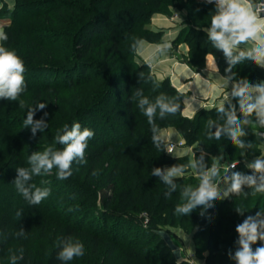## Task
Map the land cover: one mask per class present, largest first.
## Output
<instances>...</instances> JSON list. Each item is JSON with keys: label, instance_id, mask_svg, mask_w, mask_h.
Returning a JSON list of instances; mask_svg holds the SVG:
<instances>
[{"label": "trees", "instance_id": "obj_1", "mask_svg": "<svg viewBox=\"0 0 264 264\" xmlns=\"http://www.w3.org/2000/svg\"><path fill=\"white\" fill-rule=\"evenodd\" d=\"M172 7L185 9L188 14L173 48L186 43L189 51L183 61L199 73L206 68V54L212 52L224 75L227 65L223 54L206 43L207 37L202 30L209 26V14L214 11V4H206L203 0H16L13 10L0 13L10 18L4 27L9 36L4 46L17 52L25 62V77L36 81L27 84L23 93L26 94L27 109L37 101L46 103V108L35 114L43 115L52 108L53 100L61 101V92H82L83 102L71 110L70 118L63 124L71 127L79 122L82 129L86 127L95 133L86 150L87 164L74 162L72 165L78 180H64V188L73 198L79 199L77 206L83 210L75 217L69 215L63 219L57 242L69 235L74 238L83 235L94 255L104 247L108 257L119 252L123 257L121 264H153L154 261L176 264L177 258L161 236V229L170 226L187 233L197 229L196 238L203 233L207 235L209 254L206 264H235L228 252L234 253L237 247L236 225L247 215H255L259 208H264V195L218 201L204 217L199 215V208L190 216L174 215V207L180 202L179 194L166 197V186L151 176V169L186 164L189 158L185 156L178 160L166 151H159L151 141L147 118L137 104L131 102L137 88L150 99L161 92L169 96L181 94L169 78H155L144 62L139 63L137 53L130 47L137 38L159 43L163 32L150 28L152 16L155 13L170 15ZM20 11L22 16L14 19L13 15ZM54 19L57 21L53 22ZM37 22L44 26L35 27ZM62 26L70 35V48L65 56H56L51 48L44 47L47 45L45 39H55L59 35L55 29ZM21 34L24 35V49L19 51L16 40ZM234 71L239 78H247L250 82L264 80V69L251 63L240 65ZM140 72L145 77L141 81ZM150 75L160 87L154 89L152 81L147 79ZM3 101L6 100H0ZM211 109L198 111L191 120L178 113L164 120L157 119V123L182 132L187 146L201 143L199 147L209 154L206 160L224 150L226 157L240 161L235 170L250 174L244 167L241 150L235 149L227 140L209 141L205 137L207 119L216 117L214 107ZM25 118L20 114L0 113V130L10 134L11 127L23 125ZM255 139L249 130L246 140L254 142ZM196 155H200L199 151ZM252 158L250 152L248 159ZM178 183L196 186L198 179L189 175ZM235 206L245 207L249 212L239 216ZM91 217L93 219L85 226ZM209 223L210 227L205 231ZM11 226L7 213H2L0 236H9ZM57 242L45 260H37L32 253L24 252V259L18 264H62L57 260ZM258 246L260 242L253 248ZM3 247L0 245V252ZM189 262L184 260V264Z\"/></svg>", "mask_w": 264, "mask_h": 264}, {"label": "clouds", "instance_id": "obj_2", "mask_svg": "<svg viewBox=\"0 0 264 264\" xmlns=\"http://www.w3.org/2000/svg\"><path fill=\"white\" fill-rule=\"evenodd\" d=\"M206 4H214V11L210 12L209 26L202 30L206 34L207 41L212 49L222 52L227 67L224 75L220 74L216 63V57L212 52L205 56L208 71L214 74L216 87L221 95L214 104L216 117H209L206 121L204 135L209 141L227 140L235 149L241 150L244 158V167L250 170V174L238 171L239 160H226V153L219 151L218 155L210 156L201 149L180 148L179 145L187 143L182 132L175 128H164L157 123V119L164 120L169 116L180 113L191 120L197 108L193 106L195 96H187L183 93L169 96L165 92L156 95L154 99L146 96L142 89L137 88L131 96V102L136 103L140 112L147 118L151 129V141L159 151H166L172 157L180 160L183 156L191 154L186 164L177 163L165 167H153L151 176L158 178L167 191L166 197L174 193L179 194L180 202L174 207V215L190 216L197 208L199 215L204 217L207 210L215 206L216 202L232 197H257L264 195V80L250 82L247 78H239L234 69L245 63H251L264 69V0H203ZM199 11V9H197ZM176 13V12H175ZM176 19H182L176 13ZM9 39L8 34L0 27V100L16 102L25 107V102L20 100L21 95L27 89L25 79L26 66L24 60L15 50L4 46ZM148 45L150 51L144 60V65L151 69L157 62H163L161 58L169 57L173 43L166 34L159 43L148 44L143 38L134 39L130 45L134 53L143 54ZM139 80L145 79L144 73L140 72ZM154 84V89L160 87L159 82L147 78ZM201 97L209 88V81L200 75L199 84H195ZM190 87V85H189ZM181 100L183 109L181 110ZM200 107L204 108L202 101ZM46 103L35 102L28 107L23 128L30 129L32 136L37 132H45L48 122L44 117L34 119L38 110H43ZM212 110V109H206ZM249 130L255 136V141H248L246 137ZM95 133L89 128L81 127L75 122L69 127L65 124L57 129L53 144L44 148L43 151H35L28 156V167H17L16 177L12 182L17 192L31 206H37L51 194L48 187H40L32 183L35 176H47L56 170L59 180H66L73 174L72 165H86V150L89 141ZM173 137L176 141L173 142ZM184 137V138H182ZM56 145L63 146L57 148ZM223 148V147H221ZM220 148V149H221ZM200 155L197 157L196 152ZM252 153L253 158L248 159ZM259 155H255V153ZM211 160V163H209ZM189 170L198 179L196 186L178 183ZM95 171L93 175H95ZM50 183L42 180L41 184ZM248 191H245V189ZM69 208L68 211H73ZM235 212L244 216L249 212L245 207L235 206ZM23 210H17L16 217L20 220ZM238 238L234 253L229 250L228 256L235 264H264V208H259L255 215H247L235 228ZM17 238L27 237V232L20 227L15 233ZM186 242L190 246L189 236ZM260 242V246L253 248ZM59 251L57 260L62 264L85 255V245L79 239L69 235L57 242ZM11 251V250H10ZM19 254L12 252L8 257L9 264H18L24 259V249H18ZM176 264H184V258L177 259ZM189 264H200V261L191 258Z\"/></svg>", "mask_w": 264, "mask_h": 264}, {"label": "rangeland", "instance_id": "obj_3", "mask_svg": "<svg viewBox=\"0 0 264 264\" xmlns=\"http://www.w3.org/2000/svg\"><path fill=\"white\" fill-rule=\"evenodd\" d=\"M7 9V5H4L0 10V13H3V10ZM20 12L13 15V18L17 19L21 17L23 12ZM55 21H57V19L53 20V22ZM124 24H126V22ZM42 26L44 25L40 22L35 23V27L37 28H41ZM54 26L55 25L53 24L52 27L54 28ZM55 30H58L59 35L55 39L46 38L45 43L48 46L46 45L44 47L51 48L55 52L56 56H65L69 52L70 48V35L66 33L65 26L59 27ZM35 36H39V34H36ZM23 37L24 35L21 34V36H19L16 40V48H19V51L24 49ZM138 61L141 63L140 60ZM25 79L27 84L31 85L36 83V81L29 80L27 77H25ZM25 96L26 94L21 95L20 100L24 101ZM82 96V92L78 94L61 92V101L53 100L54 102L52 104V108L47 110V117H44V114L35 115V119L44 117L48 122V129H46L43 133L38 131L35 136H32L30 129H22L23 125L19 126L18 124L13 125L10 131L8 130L10 134L0 130V215L4 212L7 213L12 225L9 236H0V245H4L0 252V264H9L8 257L12 254V252H16L18 255L19 248H23L24 252L32 253L37 260H45L50 249L57 242L60 223H63V219L69 215L75 217L83 210L82 207L77 206L79 199L73 198L68 189L64 188V180L57 179L55 169H53L52 174L47 176H35L31 181L37 186L48 187L51 189L50 196L37 206L29 205L17 192L14 184L12 183L17 175L15 169L17 167L29 166L27 163L29 155L35 151H43L44 148L53 144L57 129L62 128L64 125L63 123L70 118L71 110L75 108L77 104L83 102ZM27 110L26 106L23 108L19 106V100L16 102H0L1 114H20L21 116H26ZM56 147L62 148L63 146L56 145ZM74 168L75 166L72 170ZM84 178L85 177H83V179ZM70 179L74 181L78 180L75 174H73ZM42 180H47L50 183L41 184ZM69 208H74V210L70 212L68 211ZM17 210H23V216L20 220L16 217ZM92 219L93 217H91L89 221L87 220L85 222V226L89 225V222ZM109 223L110 221L108 222V225H110ZM210 224L211 223L208 224L205 231H208ZM20 227H23V229L27 232L26 238H17L15 236V233ZM177 230L182 231V234L187 235V237L189 236V239L193 241L195 245V252L192 256L195 255V258L200 261V264H206L205 260L209 254L206 247L207 235L203 233V235H198L196 238L197 229L191 233H187L181 228H177ZM160 234L163 238H179V235L176 234V230L170 226L163 227ZM77 239L84 243L85 255L83 257L75 258L74 260L68 262V264H121L123 261V257L119 254V252L108 257L107 250L104 247H100L98 253L94 255L92 253V249L85 242V236L81 235ZM151 246L152 245H150V247ZM187 260L190 261L191 259L187 257ZM153 264L163 263L160 261H154Z\"/></svg>", "mask_w": 264, "mask_h": 264}, {"label": "crops", "instance_id": "obj_4", "mask_svg": "<svg viewBox=\"0 0 264 264\" xmlns=\"http://www.w3.org/2000/svg\"><path fill=\"white\" fill-rule=\"evenodd\" d=\"M4 5H7L9 10H13L15 7V0H0V10ZM175 12L179 13L183 22L176 19ZM187 16L188 14L185 9L172 7L170 15L155 13L152 16L150 28L153 31H162L163 36L167 34L173 43L178 38L182 29L184 28L185 26L184 22L187 20ZM9 21L10 20L8 17H4L0 15V27L4 29L5 25H7ZM148 44L150 45L155 43L148 42ZM149 51L150 49L148 45H146L143 54L137 53L138 59L144 62ZM188 51H189L188 45L186 43H181L177 47V49L174 48L172 49V52L169 57L161 58L163 62L162 63L157 62L151 68V72L158 80H164L165 78H169L171 83L176 87V89L179 92L187 96H195L196 100L193 101V106L197 108V112L202 109H211L214 107V104L217 102V98L221 95L220 90L216 87L214 74L208 71L207 67L204 69L202 73L194 71L186 62L183 61V57L188 54ZM200 75L203 78L207 79L210 85L207 92H205L202 97L195 85V84H199ZM199 101H202V105L204 106V108L200 107ZM168 128H174V127H168ZM175 141L176 138L173 137V142ZM196 146L197 144H194L192 146H187L186 144H184V145H179L178 147L196 148ZM185 156H187L190 159L191 154ZM226 160L231 161L232 159L229 156H227ZM187 175H195V174L192 172V170H189L188 172L185 173V176ZM172 228L176 230V234L179 235V238L165 237L164 239L166 240L172 251H174L177 258L183 257L184 260H187L188 257L189 259H191L193 257L192 254H194L195 252V245L193 241L189 239L190 240V246H189V244L186 242L187 235L182 234V231L177 230V228L175 227Z\"/></svg>", "mask_w": 264, "mask_h": 264}, {"label": "built area", "instance_id": "obj_5", "mask_svg": "<svg viewBox=\"0 0 264 264\" xmlns=\"http://www.w3.org/2000/svg\"><path fill=\"white\" fill-rule=\"evenodd\" d=\"M262 15H264V14H262ZM167 153V152H166ZM168 154V153H167Z\"/></svg>", "mask_w": 264, "mask_h": 264}]
</instances>
